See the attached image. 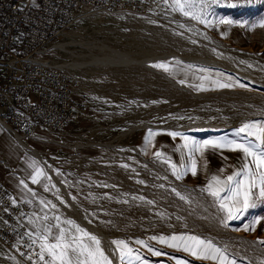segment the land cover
Instances as JSON below:
<instances>
[{"label": "rangeland", "instance_id": "obj_1", "mask_svg": "<svg viewBox=\"0 0 264 264\" xmlns=\"http://www.w3.org/2000/svg\"><path fill=\"white\" fill-rule=\"evenodd\" d=\"M164 2L162 10L145 16L84 3L74 9L43 56L78 81L76 110L63 129L17 132L30 149H13L28 163L0 151L3 171L34 194L14 199L26 205V230L40 245L56 243L63 228L77 245L94 248L83 233L95 236L112 264H264L260 177L254 206L231 219L206 190L210 183L218 187L217 177L225 189L221 197L228 195L227 177L242 171L245 161L256 172L252 158L235 145L264 150L255 136L237 131L245 123L255 125L257 134L264 128V0H187L195 4V19L175 0ZM60 42L63 48L56 46ZM3 131L16 143L15 133L0 124ZM205 141L222 147L201 148ZM4 173L0 181L7 189ZM172 236L211 243L226 259L203 258L212 251ZM114 240L124 241L131 255L122 260ZM43 255L51 259L47 249ZM0 258L26 264L1 245Z\"/></svg>", "mask_w": 264, "mask_h": 264}, {"label": "built area", "instance_id": "obj_2", "mask_svg": "<svg viewBox=\"0 0 264 264\" xmlns=\"http://www.w3.org/2000/svg\"><path fill=\"white\" fill-rule=\"evenodd\" d=\"M82 3L133 16L165 7L164 0H0V124L13 133L63 129L75 112L78 81L43 51ZM28 215L0 181V245L26 264H44L39 241L25 227ZM0 264L6 263L0 258Z\"/></svg>", "mask_w": 264, "mask_h": 264}, {"label": "snow or ice", "instance_id": "obj_3", "mask_svg": "<svg viewBox=\"0 0 264 264\" xmlns=\"http://www.w3.org/2000/svg\"><path fill=\"white\" fill-rule=\"evenodd\" d=\"M175 3L179 5L180 10L183 11L185 16H191L192 18H196L192 12L190 11L192 8L195 7L194 3H188L187 0H184L182 3L181 0H175ZM227 6L229 7H236L238 6L235 3H230ZM188 10H185V9ZM225 23H230V21H223ZM261 27H264V21H261ZM156 67H165L163 64L155 65ZM221 87H228L230 85H220ZM255 125L245 123L240 129L237 131L239 133H246L249 136H255L256 139L260 142L259 147L264 149V128L259 130V134L253 131ZM151 134V133H150ZM170 135L175 136L176 133H170ZM222 147V145L218 144L215 141H205L204 145L201 148L206 147ZM256 146L248 145L245 146L243 144L235 145V149H239L242 151L246 157L252 158V164L256 168V172L253 173L251 171L250 165L247 161L243 164L242 171H237L232 175L227 177V193L224 197H221V192L225 191L224 187H219L221 185V181L217 177H213V181L215 182L218 187L215 189L213 188L212 184L210 183L208 188L206 189L210 195L215 197L219 203L220 208L227 211L228 218L231 219L235 213L240 212L242 209H247L249 207L254 206L252 203V198L257 195L254 192V189H257L256 183V176L260 177V185L258 189V197L264 198V150L256 152L253 148ZM199 150V149H198ZM157 156L160 153H156ZM175 167V166H173ZM192 175L197 174V166L196 161H192ZM236 177H242L239 180H236ZM179 178V177H177ZM37 181V177L33 176V182ZM235 181V187L232 186V182ZM59 220V217H56ZM69 224L72 222L69 221ZM59 227V226H58ZM250 230V229H245ZM77 231L81 232L82 230L79 229L77 226ZM84 236H87L93 245L94 248L85 247L83 244L77 245V237L71 236L70 238L65 234L63 228H59V235L55 236L56 243H42L41 250L42 254L40 255L41 261H44V264H56L58 261L59 264H112V261L104 254V252L99 247L100 241L95 236H88V233H83ZM42 239H47V237H43ZM152 239H157L156 237H152ZM171 241H184V240H191L194 241L196 245H202L206 249H210L212 251V255L208 256L205 255L203 258L212 259V260H221L224 261L226 258L223 254H220L219 249H214L211 243L205 244L203 240H200L196 237H178L172 236L169 238ZM161 243H165V238H159ZM35 243V240L33 241ZM138 244H143V241H136ZM112 244L117 246V251L120 253V258L123 260L126 255H131L132 249L128 248L124 241H112ZM172 247H178V244H170ZM47 249L49 256L51 257L50 260H45V256L43 255V251ZM151 250V249H150ZM184 251L191 252L192 255H198V252L191 247L185 246ZM155 255H160L159 252H155ZM219 254V255H217ZM75 257V259H73ZM139 259V257H137Z\"/></svg>", "mask_w": 264, "mask_h": 264}, {"label": "crops", "instance_id": "obj_4", "mask_svg": "<svg viewBox=\"0 0 264 264\" xmlns=\"http://www.w3.org/2000/svg\"><path fill=\"white\" fill-rule=\"evenodd\" d=\"M16 144L17 143H15L12 139H10V137L7 135L6 132H4V131L0 132V151H2L6 156H8L10 158H13L12 156L14 155V158H16V160L20 159V160H23V162L26 161V163H28L27 162L28 160H26V158L24 157L22 152H20V150L18 151L17 149H13V147H15ZM10 155H12V156H10ZM21 156H23L24 159H22ZM11 160H14V159H11ZM25 167L26 166H24V168ZM26 169L30 171V170H32V167L27 166ZM3 170H4L3 166L0 163L1 173L5 172ZM2 177H3V180L6 184V186H7V189L11 192V194L13 195L14 198L21 199V198H30V197L34 196V194L31 191H29L24 185H22L16 178H13L12 175H10L8 173H4V175Z\"/></svg>", "mask_w": 264, "mask_h": 264}, {"label": "bare ground", "instance_id": "obj_5", "mask_svg": "<svg viewBox=\"0 0 264 264\" xmlns=\"http://www.w3.org/2000/svg\"><path fill=\"white\" fill-rule=\"evenodd\" d=\"M56 46L59 48V47H62L63 48V46H64V43L63 42H60V43H58V44H56ZM120 54V53H119ZM117 54L118 56H120V57H122V58H124V59H126V60H128V61H134V59H132V58H130L129 56H125V55H123L122 53V55L120 54ZM121 58V59H122ZM145 59V58H144ZM140 61V60H139ZM145 61V60H144ZM213 63H215V64H217L215 61H213V60H211ZM140 62H142V61H140ZM143 63V62H142ZM61 65V64H60ZM160 72V71H159ZM161 74H163L162 72H160ZM235 73V72H234ZM235 74H240V73H235ZM166 76V75H165ZM171 81V80H170ZM172 83H173V81H171ZM174 84V83H173ZM3 125H5L4 123H2ZM5 127H7V128H9L7 125H5ZM14 136V139H15V141H16V143L18 144V146H19V148L20 147H22V148H25V149H30V147H29V145L25 142V141H23L22 139V137L21 136H19L18 134H13ZM36 150V149H35ZM35 150H32V152L33 153H35L36 155H37V150L35 151ZM17 153V152H16ZM15 153V154H16ZM13 155V154H12ZM14 156V155H13ZM19 158V157H18ZM262 252L264 253V251L262 250ZM115 259V258H114ZM117 264H119V263H117Z\"/></svg>", "mask_w": 264, "mask_h": 264}]
</instances>
